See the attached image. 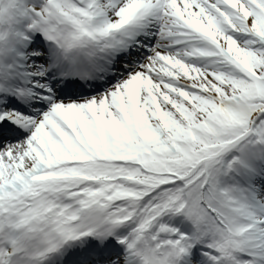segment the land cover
Here are the masks:
<instances>
[{"label": "snow or ice", "instance_id": "6c2138e0", "mask_svg": "<svg viewBox=\"0 0 264 264\" xmlns=\"http://www.w3.org/2000/svg\"><path fill=\"white\" fill-rule=\"evenodd\" d=\"M0 264H264V0H0Z\"/></svg>", "mask_w": 264, "mask_h": 264}]
</instances>
